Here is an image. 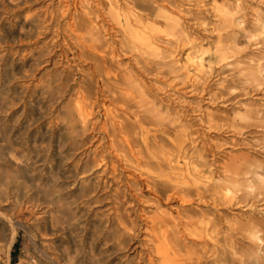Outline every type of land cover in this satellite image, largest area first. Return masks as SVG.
Returning a JSON list of instances; mask_svg holds the SVG:
<instances>
[{
	"label": "clouds",
	"instance_id": "1",
	"mask_svg": "<svg viewBox=\"0 0 264 264\" xmlns=\"http://www.w3.org/2000/svg\"><path fill=\"white\" fill-rule=\"evenodd\" d=\"M23 6L27 79L71 173L44 191L47 230L72 246L37 242L30 264H264V0ZM6 162L0 220L15 223L41 205L28 154Z\"/></svg>",
	"mask_w": 264,
	"mask_h": 264
},
{
	"label": "bare ground",
	"instance_id": "2",
	"mask_svg": "<svg viewBox=\"0 0 264 264\" xmlns=\"http://www.w3.org/2000/svg\"><path fill=\"white\" fill-rule=\"evenodd\" d=\"M69 3L73 5V9L75 10L78 0H69ZM0 8V10H4H2V13L4 12V14L9 15V24L11 25V30H13L10 32L8 31L9 29L6 30L4 27L0 29V51L3 53L4 51L9 52L11 51V46L14 44L19 45L18 43H22L25 48L28 47V49L20 50L21 52L19 53L22 55V58L18 60V63L12 60L9 61V58L7 60L6 53L5 55H0V168L10 167L6 162L9 151H12L14 148L23 149L28 154L30 162L22 170V174L29 178L28 182L34 189L30 200L41 205L35 212L15 213V223L8 219L0 220L1 262L3 254L10 256L21 233H23L28 246L32 247L30 248L32 252L37 242L40 244L42 242V244H46L49 247L52 246L57 252L62 251L65 245L71 248L72 244L60 230L52 233L49 232L45 222L46 217L48 215L54 217L55 212L47 209L48 201L44 189L51 184L53 176L61 173L71 174L62 163L63 156L67 153V150L62 154L60 148L63 146V143L57 145L54 142L56 124L53 118L48 115L47 105L49 101L44 100L40 96L36 87L32 89L31 86H25L22 91H19L16 85H13L15 82L28 80L27 71H30L28 69L29 62L34 59L36 54L29 49V46L34 44L27 35L28 24L25 23L27 12L24 15V22L21 25L18 23V19L21 16L20 13L28 8L23 6V0L20 6L11 3V0H0ZM12 17L13 19H11ZM3 19L5 21V18H1L0 22ZM1 23L4 24L3 21ZM16 28L19 31H17V35L14 34ZM60 55L65 57V62L71 58V54L69 53L62 52ZM24 56H29V58H24ZM5 77L6 80H4ZM64 140L66 141V138ZM104 194L102 193V195ZM84 223L86 224L85 229H80L78 226L74 229L75 235L73 236V240L79 241L83 235L86 254L88 246L92 245V238L84 235V233L92 231L93 236H95L96 228L89 221H84ZM109 238L105 235L97 243H103ZM1 244H4L5 251L1 250ZM31 256L32 253L29 254V258Z\"/></svg>",
	"mask_w": 264,
	"mask_h": 264
},
{
	"label": "rangeland",
	"instance_id": "3",
	"mask_svg": "<svg viewBox=\"0 0 264 264\" xmlns=\"http://www.w3.org/2000/svg\"><path fill=\"white\" fill-rule=\"evenodd\" d=\"M2 10H0V17L1 18H5V21H4V19L2 20L4 22V24L1 23L2 21L0 22V29H2L4 27L6 30L9 29L8 31L11 32L13 30H11L12 28H11V25L9 24V22H10V20L8 19L9 15L8 14L7 15L4 14V12L2 13ZM75 10L73 9V13L74 14H75V12H74ZM28 11H29V9H25L24 11H22L20 13V15L22 16V17L20 16V19H18V21H19L18 23L20 25L24 22V15ZM6 16H8V17H6ZM11 19H13V17ZM7 20H8V22H7ZM5 22H7L9 25L7 23H5ZM6 25H8L9 27L8 26L6 27ZM17 29L18 28H16V30H15L16 32L14 31L15 35H17L18 32H19ZM18 44L19 45L14 44L15 46L12 45L11 46V51H9V52L8 51H4V53H3L2 51H0V53H1L0 55L2 56L3 54L5 55V53H6L7 55H5V56L7 57V60L9 58V61L12 60L15 63H18V60L22 58V55L19 52H21L24 49H28V47L25 48L22 43H18ZM35 47H36L35 45L29 46L30 51H33L35 53V49H34ZM12 49H13L14 52L12 51ZM16 51H18V52L16 53ZM24 58H29V56H27V57L24 56ZM4 80H6V77L4 78ZM13 85L14 86L16 85V88L19 91H22L23 87H25V86H31L32 89L35 88V84L31 80L15 82V83H13ZM43 245L46 246V244H42V242H41V246H43ZM14 246L15 247H13V251L11 252L10 256H7V255L3 254L0 264H30L29 254L32 253V250L30 251V248H32V247L30 245L28 246V244L26 243V241H25V239L23 237V233H21V235L18 237L17 242L15 243ZM1 250H3V251L6 250V248L4 247V244H1Z\"/></svg>",
	"mask_w": 264,
	"mask_h": 264
}]
</instances>
